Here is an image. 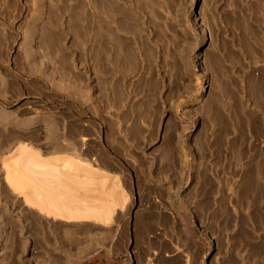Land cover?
<instances>
[{
  "label": "rangeland",
  "instance_id": "1",
  "mask_svg": "<svg viewBox=\"0 0 264 264\" xmlns=\"http://www.w3.org/2000/svg\"><path fill=\"white\" fill-rule=\"evenodd\" d=\"M19 146L98 187L16 190ZM0 264H264V0H0Z\"/></svg>",
  "mask_w": 264,
  "mask_h": 264
},
{
  "label": "bare ground",
  "instance_id": "2",
  "mask_svg": "<svg viewBox=\"0 0 264 264\" xmlns=\"http://www.w3.org/2000/svg\"><path fill=\"white\" fill-rule=\"evenodd\" d=\"M54 86L61 90H68V85L59 84L56 82H53ZM73 91V90H72ZM120 95L119 92L116 95V106L119 104ZM19 101L16 100L11 105L17 104ZM117 108V107H116ZM26 111V110H25ZM27 112V111H26ZM30 112V111H29ZM116 114V113H115ZM18 128V127H17ZM22 129V127L20 128ZM30 129V128H27ZM23 129L21 130V134L16 135V144H18L19 140L23 139L20 136L22 135H29L33 134L34 131ZM17 130V129H16ZM24 140H27L24 139ZM73 145L78 149L77 151H80L84 144L85 139L81 138H74L72 140ZM31 144H35L34 141H30ZM39 146V145H37ZM69 145H65L61 142H58L57 144H49V149L43 151L47 155H57L60 153L65 152V150L68 149ZM17 154L19 157H24L28 159V165L30 166L27 171L23 170L22 167L19 165L14 168L11 164H5L6 167H8V173H7V179H9L11 182H13L14 187L16 190L19 189H26L29 190V192L32 195L36 196H44L46 200L52 204H60L59 200L62 198L65 200L66 197L75 194L70 192L74 191V188L77 189L76 192L83 191L87 189V186H93L98 187V183L94 181L93 178H90L88 181L85 179L83 182H79L76 180V175L82 174V173H89L92 175L91 172L87 171L84 172L81 168L73 166L71 163H66L65 160L59 157H49L45 160H39V155L33 151H30L26 148V146H19L17 149ZM61 162V163H60ZM61 168L58 169V164ZM85 181H87L85 183ZM60 190V191H59ZM29 197V196H28ZM87 197V195L83 196ZM61 198V199H60ZM89 201V207L88 209H82L79 207H76L72 212H69L66 214L65 217H74V218H82V217H93L97 215L96 208L94 207L93 201L87 199ZM68 202V200H67ZM92 203V205H91ZM99 214L100 211L98 210ZM106 213V212H105ZM100 215H104L103 213Z\"/></svg>",
  "mask_w": 264,
  "mask_h": 264
}]
</instances>
